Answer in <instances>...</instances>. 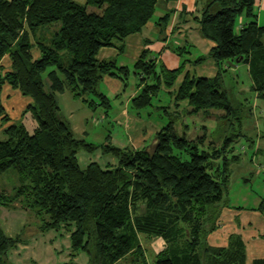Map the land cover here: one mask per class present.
Here are the masks:
<instances>
[{
	"label": "trees",
	"instance_id": "16d2710c",
	"mask_svg": "<svg viewBox=\"0 0 264 264\" xmlns=\"http://www.w3.org/2000/svg\"><path fill=\"white\" fill-rule=\"evenodd\" d=\"M160 0H0V118L11 120L3 103L16 90L29 98L23 113L31 114L37 125L7 123L0 139V173L11 169L21 174L22 183L13 194L0 190V205L16 201L36 217L41 231L70 233V260L79 264L81 252L88 264H119L130 255L149 262L147 246L162 238L165 246L154 253L151 264H247L242 235L232 233L228 245H214L211 235L220 228L230 206L226 198L231 182V164L240 154L227 137L221 147L200 149L203 137L189 139V125L179 126V117L200 110L225 109L232 103L224 83L228 61L249 64L252 89L264 99V24L258 21L260 0H204L198 21L202 35L213 41L208 56L218 65L215 77L187 75L175 92L178 109L155 135L151 145L120 147L109 135L98 145L77 138L70 120L62 114L57 93L69 89L90 107H113L112 98L98 90L106 76L127 82L131 67L120 66L115 58L99 60L102 47L124 51L126 38L143 30L156 17ZM101 9L96 11L90 6ZM246 22L237 30L241 15ZM171 13L157 22L166 27ZM59 24L49 42L34 38L40 29ZM38 46L40 55L34 54ZM7 57L6 64L4 58ZM145 49L134 63L145 83L132 99L135 109L153 104L161 87L172 88L183 66L160 68ZM239 62V63H240ZM185 63V62H184ZM238 64V63H237ZM47 73L49 88L45 82ZM233 67V66H232ZM8 88L6 96L4 90ZM98 97L88 98V95ZM188 101L192 109H180ZM10 122V121H9ZM185 122V121H183ZM178 123V124H177ZM184 131V132H182ZM101 149L118 159L116 165L97 161L83 167L78 153ZM264 210V200L257 208ZM23 241L21 235L8 236L0 226V264H11L8 253ZM134 260V259H133ZM252 264H264L255 259Z\"/></svg>",
	"mask_w": 264,
	"mask_h": 264
},
{
	"label": "crops",
	"instance_id": "0c3cea01",
	"mask_svg": "<svg viewBox=\"0 0 264 264\" xmlns=\"http://www.w3.org/2000/svg\"><path fill=\"white\" fill-rule=\"evenodd\" d=\"M76 1L85 4L88 0ZM203 6H205L204 0H160L157 6L156 17L152 22L146 25L142 31L133 33L126 38L123 52H120V50L116 47H102L100 49L97 55L99 60L115 58L120 66L127 65L131 67V73L133 71L138 76V80L135 82L134 86H128L129 78L126 83H124V81L120 78L112 76H106L103 79L107 82H113V85L109 88L111 93H108L105 90L101 91L102 93L116 100L121 99L125 95L127 97L125 102L121 101L122 106L120 105V111L117 116L119 122L122 123L120 125L124 126L125 134L122 136L123 138H121V140H114L112 138V142L115 145L125 147L128 143H130V141L132 142L131 146L135 148H142L144 147L143 145H145L144 138L146 136L147 129L150 126L146 125L144 118L146 115L150 116L151 112L145 113L143 110L146 108L135 109L132 106V99L140 94L145 83H150L148 79L142 81V79L145 78V75L141 72H136L134 69V63L140 58L146 48L151 50L152 57L156 59L155 62L158 69L161 67L166 69H176L184 64L183 70L177 77L174 86L172 88H168L165 84H163L158 95L155 96V98H158L160 94L168 95L170 101L166 99L163 102L168 101V104L164 106H168L170 108V112H176L178 109L175 104V92L179 89L180 84L187 75L192 77H215L217 75L218 65L213 58L207 57V59L202 62H195L202 55L208 56L211 48L215 44L213 41L202 35L199 23L195 19L196 16L200 15ZM90 7H92V5ZM263 11L264 0H260L258 9V21L260 24H262L260 22V13ZM167 13H171V17L166 27H162L157 20ZM245 22L246 17L245 14H243L239 19L236 29L239 30ZM43 29H40L39 32L41 33ZM42 38L44 39L43 36ZM35 48L38 50V54L36 53L35 55L39 56L41 52L39 51L38 46L36 45ZM4 62L8 64L7 57L4 58ZM241 66H245L251 79L249 64L246 62H240L235 67L231 66L225 68L227 69L228 74H234V72L236 73ZM113 79L116 80L112 81ZM128 87H130L129 93ZM9 91H12V94L17 98H20V93L18 91L11 89ZM111 94H113V97ZM256 96L258 97L257 93ZM57 97L61 108L65 105V107L69 109L70 117L75 113V107L81 104L79 102L80 99L74 97L73 93L69 89H66L64 92H58ZM27 100L29 102L30 99ZM157 101H160V99H157ZM188 106H190L188 101H183L180 103L179 110L183 111L185 108L188 109ZM109 112L110 111H105L106 114ZM85 119L80 118L74 120V122L70 120V122L75 136L86 140L85 135H87V131L85 130ZM99 157L102 159L105 156L103 157L100 155ZM78 158L80 162L82 159L88 164L93 161L91 157L86 155V153L81 154V151L78 153ZM117 163L118 159L112 155L110 159H106L100 164L102 166H106L109 164L116 165ZM0 190L4 189L0 188ZM1 206L13 209V211L5 214L7 217L5 220L7 223L5 226L6 228L4 226H1V228L8 236L15 237L21 235L23 239V241L19 243L16 248L11 249L8 253V259L11 264H64L70 260V233H64V237L68 239V243L62 244V242L58 240L59 234L62 236V234L59 233L60 230L57 231L55 229H50L47 231H41L35 216L33 223H28V221L25 220V217L28 216L31 211L24 208L20 202L16 201L13 204ZM252 208L255 209L257 207H251L248 208V210H251ZM252 211L258 212V214L253 213V216L256 215L259 218L258 223H260V225L246 219L245 217L247 215L242 217V215L247 212L246 210L233 208L224 213L220 228L211 235L212 244L226 246L228 245V238L230 234L236 232L240 233L246 246L247 264H252L255 259L264 258V213L259 210ZM260 214H263V217H261ZM248 215L250 214L248 213ZM25 229H27V235L24 233ZM226 231L227 233H225ZM145 246H147L151 251L149 252L151 253L149 255V261L151 262L153 254L157 253L165 246V240L157 238ZM84 254L85 252H81L75 259L76 262L79 264H88V255L85 256Z\"/></svg>",
	"mask_w": 264,
	"mask_h": 264
},
{
	"label": "rangeland",
	"instance_id": "374dc122",
	"mask_svg": "<svg viewBox=\"0 0 264 264\" xmlns=\"http://www.w3.org/2000/svg\"><path fill=\"white\" fill-rule=\"evenodd\" d=\"M89 9H94L96 11L101 10L95 6H92ZM260 14V22L264 24V11ZM59 29V24L45 27L41 33L39 31L37 32L35 38L38 41H41L43 36L44 39L42 41L49 42L55 38ZM33 51L34 54H36L38 50L37 48H34ZM51 69H53V66H49L44 74L46 86L48 88L49 80L47 78V73ZM223 79L232 103V113L230 115L224 116L227 114L225 109H213L208 111L200 110L198 114L182 113L185 117H179L177 122H179L180 127H182L183 123L189 125V128L186 131L189 139L203 137L202 139L204 143L200 144V149L202 150H210V143L217 147H221L227 137H233V141L230 144L231 147L235 148V151L228 152V154L232 156L233 154L239 153L241 157L239 160L234 161L231 164V182L229 184L226 198L228 199L230 206L247 208V212H245L242 217L247 215L245 218L256 224L259 222V218L256 215L253 216V213L258 214V212L248 210V208L258 207L262 200H264V99L257 97L256 93L251 88L252 82L245 66H241L236 73L234 72V74H227ZM115 80L116 79H113L112 81ZM137 80V74L132 71L128 80V86H134ZM111 85H113V82L102 80L99 83L98 90H105L106 92L111 93L109 89ZM7 90L8 88L4 90L3 96H6V92H8ZM129 92L130 87H128V93ZM111 95L113 97V94ZM88 98H94L98 102L100 100L98 97L91 94L88 95ZM126 98V95L119 100L112 98L113 107L109 109L110 112L108 114L105 113L103 105L90 108L88 103L86 101L83 102L81 99L79 100L81 104L75 107V113L71 115V117L69 115L70 111L65 105L62 107V114L73 122L76 119L86 118L84 120L85 130L87 131L85 138L88 142L100 145L106 142L109 135H112L114 140H121L125 131L124 126L120 125L122 123L119 122L117 116L120 111V105L122 106L121 101L125 102ZM27 99L29 98L23 96L17 98L14 95L11 97H4L3 103L11 120H1L0 118V139L7 138V135L3 132V128L7 126V123H25L30 130H33L36 127L37 123L31 114L23 113L27 105ZM157 99H160V101H157ZM166 99L170 101L167 94H160L158 98H154L153 105L143 110L145 113L151 112L150 116L146 115L144 118L146 125L150 127L147 129L144 138L145 145L143 146L151 145L154 142L155 133L172 119L171 116L167 115L163 111V108H161V106L168 104V101L163 102ZM169 109L170 108H168V110ZM188 109H192V107L188 106ZM131 143L132 142L130 141L126 146H131ZM83 153H86V155L91 157L93 161H98L100 163L112 157L111 154H105L100 148L93 152L82 150L81 154ZM100 155L105 157L100 159ZM80 163L82 166L88 164L82 159ZM21 183V174L15 169L0 173V188L4 189L8 194H13L15 189ZM8 208L10 207L6 208L5 206L0 205V226L5 227L7 225L5 221L7 217L5 214L13 211V209ZM261 212L264 213V210ZM248 213L250 215H248ZM260 215L263 217V214ZM25 220L32 224L34 221V214H28V216L25 217ZM258 224L260 225V223ZM24 233L27 235V229L24 230ZM59 233H61L62 236L59 234L58 240L61 241L62 244L68 243V239L64 237L66 231L60 230ZM225 233H227V231ZM84 255L87 256L86 253ZM119 264L145 263L136 259V255H130L121 260ZM146 264H151V262L149 261Z\"/></svg>",
	"mask_w": 264,
	"mask_h": 264
},
{
	"label": "water",
	"instance_id": "95a60500",
	"mask_svg": "<svg viewBox=\"0 0 264 264\" xmlns=\"http://www.w3.org/2000/svg\"><path fill=\"white\" fill-rule=\"evenodd\" d=\"M240 61H241L240 59H236L235 61H228V63H229L231 66L235 67V66H237V63H239Z\"/></svg>",
	"mask_w": 264,
	"mask_h": 264
}]
</instances>
